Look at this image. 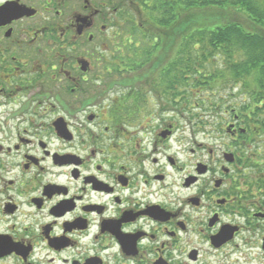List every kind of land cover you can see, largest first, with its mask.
Returning <instances> with one entry per match:
<instances>
[{"label": "flooded vegetation", "instance_id": "1", "mask_svg": "<svg viewBox=\"0 0 264 264\" xmlns=\"http://www.w3.org/2000/svg\"><path fill=\"white\" fill-rule=\"evenodd\" d=\"M153 1L0 0V264H264L263 106Z\"/></svg>", "mask_w": 264, "mask_h": 264}, {"label": "trees", "instance_id": "2", "mask_svg": "<svg viewBox=\"0 0 264 264\" xmlns=\"http://www.w3.org/2000/svg\"><path fill=\"white\" fill-rule=\"evenodd\" d=\"M153 2L152 24L172 25L173 57L188 60L190 101L195 97L196 104L225 96L223 90L239 89L263 106L257 111L264 110V0ZM176 66L183 63L174 62Z\"/></svg>", "mask_w": 264, "mask_h": 264}, {"label": "rangeland", "instance_id": "3", "mask_svg": "<svg viewBox=\"0 0 264 264\" xmlns=\"http://www.w3.org/2000/svg\"><path fill=\"white\" fill-rule=\"evenodd\" d=\"M246 28H249L248 24L245 25ZM196 99L195 97L193 98V100ZM191 101V106L195 103L194 101Z\"/></svg>", "mask_w": 264, "mask_h": 264}]
</instances>
